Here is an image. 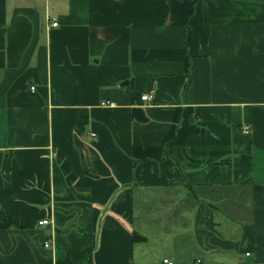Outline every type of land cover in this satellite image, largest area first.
Instances as JSON below:
<instances>
[{
	"label": "crops",
	"instance_id": "0c3cea01",
	"mask_svg": "<svg viewBox=\"0 0 264 264\" xmlns=\"http://www.w3.org/2000/svg\"><path fill=\"white\" fill-rule=\"evenodd\" d=\"M165 259L264 264V0H0V264Z\"/></svg>",
	"mask_w": 264,
	"mask_h": 264
},
{
	"label": "built area",
	"instance_id": "2783aa9c",
	"mask_svg": "<svg viewBox=\"0 0 264 264\" xmlns=\"http://www.w3.org/2000/svg\"><path fill=\"white\" fill-rule=\"evenodd\" d=\"M57 25H58V23L57 22H53V23H50L49 24V27H57ZM49 27H48V29H49ZM32 90H34V87H32ZM151 99V97H149L148 95H144V96H142V100H150ZM51 223V221L50 220H48V219H43V220H41V221H39V225L40 226H46V225H48V224H50ZM50 242L49 241H46L45 243H44V247L45 248H49L50 247ZM165 264H174L172 261H170L169 259H165L164 261H163Z\"/></svg>",
	"mask_w": 264,
	"mask_h": 264
},
{
	"label": "trees",
	"instance_id": "16d2710c",
	"mask_svg": "<svg viewBox=\"0 0 264 264\" xmlns=\"http://www.w3.org/2000/svg\"><path fill=\"white\" fill-rule=\"evenodd\" d=\"M139 238H143L141 235H138V234H136V233H134V239L135 240H137V239H139ZM144 239V238H143Z\"/></svg>",
	"mask_w": 264,
	"mask_h": 264
}]
</instances>
